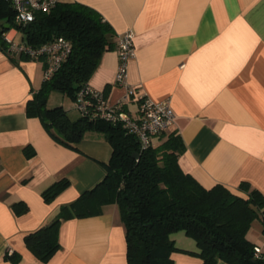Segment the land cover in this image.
Instances as JSON below:
<instances>
[{
    "label": "crops",
    "instance_id": "0c3cea01",
    "mask_svg": "<svg viewBox=\"0 0 264 264\" xmlns=\"http://www.w3.org/2000/svg\"><path fill=\"white\" fill-rule=\"evenodd\" d=\"M61 2L94 9L116 35L133 33L135 57L127 82L151 101L169 103L175 120L165 135H180L185 151L178 163L184 173L206 189L220 184L239 192L246 183L264 195V0ZM5 35L16 42L19 33ZM117 63L115 46L101 55L87 83L111 104L124 93L115 83ZM44 69L42 60L11 59L0 48V264H14L6 258L13 253L21 255L17 264H127L125 228L115 204L104 206L99 216L64 221L60 249L45 263L25 247L26 235L103 179L112 153L99 133H86L71 148L57 142L39 118L26 115ZM125 109L133 113L136 104ZM27 148L34 151L31 158ZM61 179L69 186L46 203L42 192ZM19 202L27 211L17 216L12 207ZM256 223L247 237L264 256L261 222ZM182 235L187 237L171 235L176 246L197 251ZM172 259L202 264L183 252Z\"/></svg>",
    "mask_w": 264,
    "mask_h": 264
},
{
    "label": "trees",
    "instance_id": "16d2710c",
    "mask_svg": "<svg viewBox=\"0 0 264 264\" xmlns=\"http://www.w3.org/2000/svg\"><path fill=\"white\" fill-rule=\"evenodd\" d=\"M3 20V21H2ZM9 24L31 47L63 37L71 43L66 61L26 104V115L37 117L60 144L73 147L86 133H99L112 148L106 173L93 188L73 202L61 206L47 225L24 237L26 249L45 263L60 249L59 231L64 221L99 216L104 206L115 204L125 228L127 264H174L172 254L188 253L202 264H264V256L254 255L255 246L247 234L254 221L261 222L264 235V195L246 183L233 192L217 184L204 188L182 171L179 157L185 145L176 132L160 135L141 150L137 138L119 123L79 115L70 119L62 106L47 107L51 91L75 100L97 68L101 55L116 46V34L94 9L80 3H58L48 13H36L28 24H15L9 2L0 0V48L8 52L3 34ZM9 53V52H8ZM11 59L14 57L10 56ZM18 59H28L19 57ZM34 151L25 149L31 158ZM69 186L61 179L42 192L46 203ZM18 216L27 211L21 202L13 205ZM183 232L197 251L179 249L171 235ZM17 264L21 255L6 256Z\"/></svg>",
    "mask_w": 264,
    "mask_h": 264
},
{
    "label": "built area",
    "instance_id": "2783aa9c",
    "mask_svg": "<svg viewBox=\"0 0 264 264\" xmlns=\"http://www.w3.org/2000/svg\"><path fill=\"white\" fill-rule=\"evenodd\" d=\"M9 2L14 12L15 24H28L35 18L36 13L50 12L61 0H5ZM8 44V52L12 57H27L30 60H42L45 64L44 80H49L59 70L71 52V43L58 37L51 42L36 48L25 42L16 43L12 38L3 34ZM133 33L126 31L116 35V52L118 63L115 73V83L123 90L122 97L111 104L102 91L89 85L79 90L74 105L80 115L93 120L100 119L111 124H121L127 133L134 135L139 141L141 150L153 144L154 139L165 134L173 125L175 115L168 102H153L127 82V67L135 57ZM128 103L136 104L132 113L125 109ZM255 257H261V249L255 247Z\"/></svg>",
    "mask_w": 264,
    "mask_h": 264
},
{
    "label": "rangeland",
    "instance_id": "374dc122",
    "mask_svg": "<svg viewBox=\"0 0 264 264\" xmlns=\"http://www.w3.org/2000/svg\"><path fill=\"white\" fill-rule=\"evenodd\" d=\"M13 29L14 28H10L8 30V33L11 32ZM21 40L22 39H21V36L19 34L16 42L19 41L17 43H21ZM61 105H63L62 107L65 110V112L67 113V115L70 117V119L74 120L78 117V115H80L79 111H77V109L74 105V101L71 99L70 96L62 94V93L57 92V91H51L47 97V107L53 108L55 106H61ZM256 224H257L256 221H254L253 225H252L253 230L256 228ZM182 236H184V235H182ZM185 238H188V237H185ZM260 244H262V243H260ZM262 248H264V244H262Z\"/></svg>",
    "mask_w": 264,
    "mask_h": 264
},
{
    "label": "water",
    "instance_id": "95a60500",
    "mask_svg": "<svg viewBox=\"0 0 264 264\" xmlns=\"http://www.w3.org/2000/svg\"><path fill=\"white\" fill-rule=\"evenodd\" d=\"M10 28V25L9 24H6L5 25V29H9Z\"/></svg>",
    "mask_w": 264,
    "mask_h": 264
}]
</instances>
